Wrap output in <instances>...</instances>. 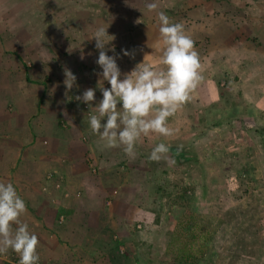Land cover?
I'll use <instances>...</instances> for the list:
<instances>
[{"label":"crops","instance_id":"1","mask_svg":"<svg viewBox=\"0 0 264 264\" xmlns=\"http://www.w3.org/2000/svg\"><path fill=\"white\" fill-rule=\"evenodd\" d=\"M146 2L33 0L27 8L24 0H0V182H12L25 200L20 219L38 237L44 264H153L152 254L134 256V244L148 245L151 230L160 231L154 188L167 189L173 169L196 162L194 152L209 140L240 132L242 120L264 125V0H157L151 12ZM159 11L184 25L203 78L169 117L175 134L141 137L131 158L122 147L103 146L75 97L95 88L102 99L99 50L90 39L99 26L115 37L108 54L117 57L121 78L143 60L160 59ZM66 68L77 77L71 90ZM159 142L171 145L175 163L149 159ZM85 156L97 173L88 172ZM51 172L63 178L61 191L41 189ZM205 173L193 179L195 188Z\"/></svg>","mask_w":264,"mask_h":264},{"label":"rangeland","instance_id":"2","mask_svg":"<svg viewBox=\"0 0 264 264\" xmlns=\"http://www.w3.org/2000/svg\"><path fill=\"white\" fill-rule=\"evenodd\" d=\"M24 1L31 7L28 1L33 0ZM82 107L92 114L88 104L82 102ZM258 113L264 122V111ZM256 123L252 118L242 120L241 131L224 142L202 144L194 152L199 156L196 162L178 171L171 168L167 189L154 188L161 205L156 204L154 211L160 231L151 230L148 245L134 244L135 257L152 254L153 264H264V125ZM2 134L0 130V139ZM84 162L88 172L97 173L92 157L85 156ZM201 171L206 172L204 179L195 188L193 179L199 180ZM57 215L59 219L63 214ZM0 258L3 264H19L20 260L11 252Z\"/></svg>","mask_w":264,"mask_h":264},{"label":"clouds","instance_id":"3","mask_svg":"<svg viewBox=\"0 0 264 264\" xmlns=\"http://www.w3.org/2000/svg\"><path fill=\"white\" fill-rule=\"evenodd\" d=\"M146 8L150 12L155 11L157 0H148ZM157 16L162 41L160 59L155 63L143 60L123 78L117 57L108 54L109 50H114L110 45L115 37L108 33L107 27L99 26L90 39H95V47L99 50L96 63L102 69L99 73L102 99L96 101L95 88H88L75 97L88 104L89 109L95 107V113L89 115L87 123L103 146L122 147L131 158L137 154L141 137L155 133L167 138L175 134L169 126V117L192 99L193 91L203 78L199 54L184 25L172 22L163 11H159ZM124 54L131 53L124 50ZM64 75V84L71 90L77 77L67 68ZM104 81L110 87H103ZM170 150V144L156 143L149 159L175 163L168 157ZM26 210V202L14 184L0 182V254L12 250L20 257L19 264H39L38 237L20 219ZM13 225L17 227L13 229Z\"/></svg>","mask_w":264,"mask_h":264},{"label":"built area","instance_id":"4","mask_svg":"<svg viewBox=\"0 0 264 264\" xmlns=\"http://www.w3.org/2000/svg\"><path fill=\"white\" fill-rule=\"evenodd\" d=\"M112 49H114V48L112 47ZM87 114L90 115L91 113L88 112ZM92 165L93 164L91 163L90 167H92ZM45 178H46L45 179L46 183L44 185H42V187H41V189L43 191H47L48 187H54L56 189H61L62 188V185H63V178L62 177H60L58 175H55V174H47ZM64 195L65 196H69L68 192H66V191H64ZM62 218H63V215H60L59 216V221H62Z\"/></svg>","mask_w":264,"mask_h":264},{"label":"trees","instance_id":"5","mask_svg":"<svg viewBox=\"0 0 264 264\" xmlns=\"http://www.w3.org/2000/svg\"><path fill=\"white\" fill-rule=\"evenodd\" d=\"M59 212H61V210H59ZM179 258L184 260V261H188V258L186 256H179Z\"/></svg>","mask_w":264,"mask_h":264}]
</instances>
